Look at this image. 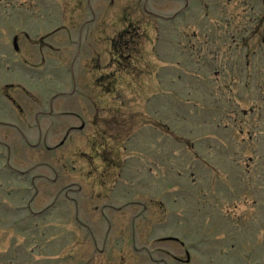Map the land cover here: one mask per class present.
<instances>
[{"label": "rangeland", "instance_id": "obj_1", "mask_svg": "<svg viewBox=\"0 0 264 264\" xmlns=\"http://www.w3.org/2000/svg\"><path fill=\"white\" fill-rule=\"evenodd\" d=\"M39 3L0 0V121L20 130L0 126V264H151L152 254L177 264L184 249L192 264H264V193L248 192L256 175L246 171L258 163L264 178V20L243 44L245 19H196L194 2L185 36L156 22L102 34V19L81 34L91 17L74 0L53 17L71 30L48 38ZM138 7L135 22L147 17ZM245 57L262 77L250 85ZM35 176V209L59 195L41 218L27 210ZM70 189L84 225L61 212Z\"/></svg>", "mask_w": 264, "mask_h": 264}, {"label": "flooded vegetation", "instance_id": "obj_2", "mask_svg": "<svg viewBox=\"0 0 264 264\" xmlns=\"http://www.w3.org/2000/svg\"><path fill=\"white\" fill-rule=\"evenodd\" d=\"M26 2V0H24ZM77 1V0H76ZM92 1L93 0H87V8L88 11L90 13V19L85 21L83 24H81L80 27V33L82 34L83 31L85 30H90L89 27H91V25H94L95 23H97V21L102 19V28L100 29L102 34H106L111 30H117V27H120L122 22H125L126 28L123 29L126 33H135V32H139V30L143 29V30H152V27L149 28H144V26L148 27L155 25L154 22L159 23L160 24H169V25H173L172 29L175 30L176 33H178L179 35H184L186 34V23H187V19H188V15H189V10L192 7V5H194V2L198 3V8L199 11L197 13V18L196 19H202V15H203V11L205 13V15L207 17L213 18V16H215V14H217V12H224L223 10H227V15L226 17L223 16L224 19H228V20H232V19H245V23L243 24V35H244V39H243V44H245V42H248L250 38V36L254 37V38H258V33H259V28H257L256 25V18L260 21V20H264V0H167L169 2L174 3L175 5H180V7L178 9H176L175 11H173L172 13H164L160 11V8H155L152 6V3L154 2V0H143V12L142 14L147 15V17H143L144 19L140 18L139 20H136L135 22V18L134 15L140 11H138V4L140 0H102V12L98 8V12L95 9L97 6H100V3H96V6L93 7L92 5ZM107 1V2H106ZM74 0H41V3H39L43 10L41 13V17H39L37 20H40V23L38 25V27H40V31H47L46 32V36L49 38L50 36L55 35L58 32L61 31H69L71 30L68 25H57L55 28H53L54 23L58 24V20L57 18L53 19L54 15L57 14L58 11V6L59 4H65L64 6L62 5V10L63 13L66 14L68 13V9L66 10V8H71L72 9V4H73ZM82 2V1H81ZM225 2V5L224 3ZM81 4V3H80ZM79 4V5H80ZM248 9L249 11H246L244 9V11L237 12L236 7L239 8L241 7ZM66 7V8H65ZM137 11V12H136ZM70 12V11H69ZM58 15V14H57ZM56 15V16H57ZM100 15V16H99ZM149 18V20H148ZM145 20V21H143ZM72 25H75L76 23L72 22V20H69ZM147 22H149L150 24H148ZM67 23V21H66ZM250 25H252V27H250ZM37 29V28H36ZM121 30V31H123ZM233 30V28H232ZM236 30V29H235ZM120 31V32H121ZM153 31L157 34H165V33H170L171 29H164L161 27L158 28H154ZM170 31V32H169ZM24 37L26 38H30L29 34L27 32L24 33ZM196 35V34H195ZM14 43L17 45L18 48V42H19V38L18 36L14 37ZM232 38V37H231ZM46 39L47 38H40L36 45L40 48L42 47H48L51 50L54 49V45L53 43H46ZM230 46V45H229ZM239 47V45H237ZM236 50V49H233ZM233 50H231V55H233ZM230 61H233V56L231 57ZM243 62L245 63V69L243 70V73H245L246 77L244 78V82L248 83V85L252 84V82L254 83V80H256V77H258V79H261V76H257L254 73H250V67L251 64H249L250 62H248L247 57H245L243 59ZM73 77V83H74V76ZM253 87H251L252 89ZM260 88V87H258ZM250 89V88H248ZM3 93L5 94V96L8 98V100H11L13 103H15L14 100H12L11 95L5 90L3 89ZM250 91H248V96ZM260 93V92H258ZM247 96V97H248ZM59 97H67L66 94H60ZM58 97V98H59ZM248 97V98H249ZM20 111L22 112V109L19 106ZM68 113H64L63 115H67ZM70 114V113H69ZM244 114H247V111L244 112ZM46 115V114H45ZM39 116H44V114H38L37 115V119ZM38 122V121H37ZM0 126H9V127H16V129L18 131L19 128L11 123H8L6 121H0ZM72 130H75L76 127L71 128ZM242 132V131H241ZM102 137V136H101ZM26 141V139H25ZM40 142V141H39ZM38 142V143H39ZM102 142V141H100ZM37 143V144H38ZM0 145H2L3 147L7 148L9 150V147L5 144V143H1ZM10 156L8 157V161L10 162ZM247 159L249 160V162H253L254 161V157H247ZM260 165H258V163H255V167L252 168L251 165L249 163H247L246 166V171L248 173H251V171H254V175H256L254 178L256 179V183L255 185H253V188H250L248 190L249 193H264V180H262V176L258 173V168ZM16 173L18 174H22V175H28L29 172L27 173H22L19 171H16ZM42 179V176H35L32 177L31 179V183L33 186V190H34V194L31 198V200L29 201V203L27 204V210L31 213L32 216H34V218H41L42 215L44 213H48L49 211H54V208L56 207V201L59 198V195H57L56 199L48 206H46L44 209L41 210H37L35 209L32 201L35 200L38 196L39 193V189L36 187V182L37 180ZM264 179V178H263ZM73 189H70L68 191L67 194H65L66 199L68 200L69 204H65L62 207L66 208V210H62L61 212H66L65 215L68 218H72L75 220V223H78L80 225H84V216H80V205L77 202V200L75 198H73L72 196H70V193L73 192ZM77 191H80V189H78ZM55 202V203H54ZM256 203V202H255ZM261 206V204H260ZM74 208H75V214L74 212ZM70 221V220H68ZM70 223H73V221H70ZM170 239V238H169ZM173 241H177L176 239H172ZM183 247L185 246L184 242H179ZM195 254V253H194ZM192 254L191 252H189L188 250L184 249V253L181 256H176L174 255L172 257V259L177 263V264H192ZM165 255H168L167 253ZM214 255L215 253H211V259L213 261L214 259ZM149 259L152 261L151 264H165V261L163 259H158L156 257H154V254H152ZM261 264V263H258Z\"/></svg>", "mask_w": 264, "mask_h": 264}, {"label": "water", "instance_id": "obj_3", "mask_svg": "<svg viewBox=\"0 0 264 264\" xmlns=\"http://www.w3.org/2000/svg\"><path fill=\"white\" fill-rule=\"evenodd\" d=\"M15 47L17 49V45L16 44H15ZM74 91H75V89L72 92H74ZM52 113H53V110H52V107H51V112L49 114H52Z\"/></svg>", "mask_w": 264, "mask_h": 264}]
</instances>
